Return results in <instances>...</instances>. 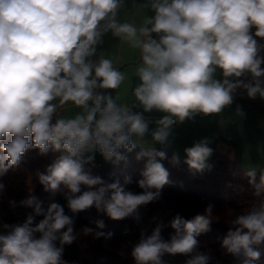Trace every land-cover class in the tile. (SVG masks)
<instances>
[{"label":"clouds","instance_id":"1","mask_svg":"<svg viewBox=\"0 0 264 264\" xmlns=\"http://www.w3.org/2000/svg\"><path fill=\"white\" fill-rule=\"evenodd\" d=\"M121 5L122 0H0V177L18 167L30 148L40 155L62 151L47 174L37 173L45 191L63 193L73 214L94 206L113 220H139V207L158 200L168 183L169 172L160 162L165 152L142 149L137 154V160L147 157L143 178L137 181L143 190L139 194L126 191L119 181L107 183L84 167L96 152L107 162L125 160L121 149L131 152L137 146L133 136L142 140L149 130L142 113L98 91L118 89L126 79L112 58L90 59L103 35L111 31L139 50L136 75L141 83L133 94L144 112L166 113L152 139L167 145L174 124L197 114L222 113L238 89L251 99H264V45L254 38L264 39V0H152L155 15L144 18L139 27L118 22ZM217 69L223 79L215 78ZM248 76L251 79H242ZM56 100L82 111L53 122ZM236 115H244L239 107ZM209 144L204 138L184 150L191 170L210 167ZM169 162L175 166L178 156ZM246 175L256 199L231 220L222 247L237 264H256L261 252L255 246L264 242V169L258 178L255 169ZM131 182L125 177V184ZM81 185L90 190L76 195ZM4 188L0 183V194ZM20 204L33 213L22 224L3 225L7 232L0 234V264H68L63 246L77 239L74 217L59 203L45 209L35 196ZM212 214V205L191 219L176 214L167 241L162 223L150 235L142 233L131 252L135 264H165V254L189 256L185 264H210L211 256L197 250V237L210 230ZM37 216H43L38 223ZM91 223L95 229L105 227L100 218ZM95 229L85 226L81 231L104 235Z\"/></svg>","mask_w":264,"mask_h":264},{"label":"trees","instance_id":"2","mask_svg":"<svg viewBox=\"0 0 264 264\" xmlns=\"http://www.w3.org/2000/svg\"><path fill=\"white\" fill-rule=\"evenodd\" d=\"M142 148L135 147L131 152L121 149L126 155L125 160L118 163L107 161L91 162L85 164V170L92 175H98L107 183H114L131 177L130 184H120L126 191H136L138 194L143 190L139 188L137 181L143 178L144 164L147 157L137 160V154ZM163 151L166 158L158 160L168 170V183L161 190V197L148 203L150 212L147 221L134 232L123 233V223L126 218L113 220L106 213L98 212L93 206L88 210L73 214L67 206V199L63 193L53 195L45 191L44 186L39 182L37 173H46V169L60 155L62 151H49L46 155H40L38 150L29 149L21 158L18 167L11 169L4 176L0 177V183L5 188L0 194V222L8 224H22L33 209L20 204L22 200L30 196L37 197L43 201V207L52 203H59L66 215L74 217V231L77 239L70 245L63 246V260L69 264H102L100 257H104L117 264H135L131 255L134 247L141 239V234L150 235L158 223H162V237L169 240L174 229L170 222L179 214L185 219H191L198 213H203L208 205L213 206V220L210 230L197 237L199 241L198 251L211 256L210 264H237V262L222 247V240L232 227L231 220L243 212H246L256 199L253 196V189L249 184L246 173L249 170L239 168L230 155L213 151L210 167L197 172L191 170L184 159L179 158L175 166L169 161L174 154L161 149H143ZM2 155V153H0ZM259 173H257V178ZM82 194L90 190L87 186L81 185ZM111 193L109 192V195ZM15 201V206L10 205ZM96 218L103 219L105 227L95 229L91 223ZM43 216L35 217L38 223ZM85 226L92 227L104 235L96 237L94 234L85 235L81 229ZM111 234L110 236L108 234ZM60 246V244L58 245ZM260 252V260L256 264H264V242L255 246Z\"/></svg>","mask_w":264,"mask_h":264},{"label":"crops","instance_id":"3","mask_svg":"<svg viewBox=\"0 0 264 264\" xmlns=\"http://www.w3.org/2000/svg\"><path fill=\"white\" fill-rule=\"evenodd\" d=\"M152 0H122L116 19L120 23H134L137 27L142 24L144 18L153 17L155 12L151 9ZM254 35L255 28L252 29ZM257 42L264 45V39L254 37ZM101 55L112 58L114 64L125 74V81L118 89H101L98 91L110 94L117 103L126 104L132 112H140L148 121L149 130L142 140L136 141L138 148L161 149L177 155L186 160L185 149L194 143L207 138L209 146L213 151L225 153L233 158L236 166L246 170L255 169L257 173L264 169V99L257 96L251 99L244 89H238L234 94L233 104L226 107L220 114H197L192 119H186L183 123H176L172 126V134L167 145H161L152 139V132L157 128L159 121L166 113L158 110L144 112L139 101L136 100L133 90L141 81L136 75V67L140 64V53L138 49H132L128 44L113 36L112 32L105 33L102 42L97 46L96 54L91 57L92 61H98ZM264 56V51L261 52ZM264 68V64L261 65ZM216 79H223L221 70L217 69ZM245 79H251L250 76ZM57 108L61 109L59 118H73L82 110L75 107L71 102L60 106L59 101H53ZM240 108L244 115H236L237 108ZM87 155V154H86ZM212 156L207 164L211 162ZM104 161L103 156L95 153L93 162ZM12 225L0 222V234H6L7 230L3 225ZM37 238L39 234H36ZM57 246L59 241L56 242ZM189 256L176 254L163 256L165 264H185ZM69 264V263H68Z\"/></svg>","mask_w":264,"mask_h":264},{"label":"built area","instance_id":"4","mask_svg":"<svg viewBox=\"0 0 264 264\" xmlns=\"http://www.w3.org/2000/svg\"><path fill=\"white\" fill-rule=\"evenodd\" d=\"M152 36H153V38H156V39L159 38L158 34H156V33H153ZM60 113H61V109L57 108V112L54 113V115H53V122H55V120L59 118ZM123 182H125V179ZM132 192L137 193L136 191H132ZM149 212H150V207L148 204L140 206L138 209L140 219L136 220L132 217H127L123 223L122 232L123 233H130V232H134L137 228L142 227L148 219ZM100 262L102 264H117L111 260L104 258V257H100Z\"/></svg>","mask_w":264,"mask_h":264},{"label":"rangeland","instance_id":"5","mask_svg":"<svg viewBox=\"0 0 264 264\" xmlns=\"http://www.w3.org/2000/svg\"><path fill=\"white\" fill-rule=\"evenodd\" d=\"M225 156H228V154L227 155H225ZM124 181V179H121L120 181H119V183L122 185V184H124L125 182H123ZM138 194V193H137ZM132 249H133V247H132Z\"/></svg>","mask_w":264,"mask_h":264}]
</instances>
